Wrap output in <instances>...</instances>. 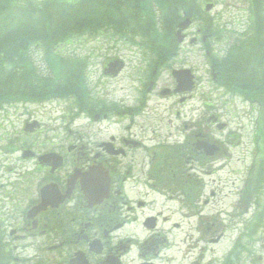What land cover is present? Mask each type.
<instances>
[{"label": "flooded vegetation", "instance_id": "af4514ba", "mask_svg": "<svg viewBox=\"0 0 264 264\" xmlns=\"http://www.w3.org/2000/svg\"><path fill=\"white\" fill-rule=\"evenodd\" d=\"M134 53L141 57L135 68L141 72L133 77L139 92L136 105L121 111L88 107V99L94 97L88 68L79 103L71 101L72 116L90 127L108 123L120 130L103 134L86 128L65 135L63 130L44 131L33 115L25 121L18 136L23 143L30 134L65 137L49 150L36 140L30 147L22 144L20 152H32V157L17 163L15 180L6 181L0 171V264H229V255L214 259L211 248L193 241L192 232L206 236L211 231L198 223L210 217L206 209L218 198L215 188L207 197L205 179L228 168L229 149L236 147L238 137L222 116L213 113L212 104L203 102L198 108L192 50L157 52L141 46ZM112 62L125 66L118 75V67L108 73L105 66L104 78L116 80L127 63L115 59L108 66ZM175 71L183 73L182 80L195 76L196 84L182 89ZM210 72L218 83L212 65ZM225 77V89L233 95L228 67ZM247 93L236 96L249 105H261ZM154 98L175 100L167 117H157L170 123L171 115L183 119L176 134L144 126L142 119ZM221 124H225L223 134L214 133ZM30 161L35 168L22 172L23 164ZM222 237L221 233L212 237L211 245H218ZM202 238L201 242L206 240ZM208 253L212 259L205 263Z\"/></svg>", "mask_w": 264, "mask_h": 264}, {"label": "rangeland", "instance_id": "374dc122", "mask_svg": "<svg viewBox=\"0 0 264 264\" xmlns=\"http://www.w3.org/2000/svg\"><path fill=\"white\" fill-rule=\"evenodd\" d=\"M214 1L217 5L212 16L220 24L223 31L226 29L231 31V33L224 31L226 38H222L223 40L210 43L213 50L222 51L227 48L231 36L246 33L250 22L248 12L250 2L249 0ZM197 30L198 27L195 26L187 32L190 39L197 34ZM140 49L137 45L127 44L118 39L112 32L103 31L94 36L89 35L85 39L77 41L73 46H63L61 50L64 52L61 54L76 55L86 59L90 65L89 83L91 92L94 94V100L88 99V107H116L121 111L136 105L138 100L139 92L134 89L137 85L134 83L133 77L141 72L135 71L141 57L134 53ZM181 49L192 50L193 52L190 60L193 62L192 65L199 77L198 108L203 107V102L215 106L216 109L213 113L222 116V121L229 124L230 132L235 133L238 137L236 147L231 146L229 149L230 165L228 168L215 178L213 176L205 179L208 184V188L205 187L207 197L210 194L209 189L215 188L218 198L215 201L213 199L214 204L206 209V214L210 217L205 218L204 216L202 217L204 218L203 221H198L204 227H210V233L207 232L206 236H202L198 231L193 230L192 234L195 237L193 241L200 242L202 248H211L214 259L224 260L238 247L237 252L240 253L238 264H264V169L260 174L261 164L264 166V136L261 135L260 139L257 137L258 135L256 136L259 109L254 105L247 104L239 96L226 93L213 83L208 68L207 49L203 48L202 44L193 48L185 45ZM115 59L126 61L127 68L120 78L116 80L105 79L103 70L105 66L108 67L110 61ZM162 82L166 83V79ZM174 102L173 99L161 102L154 98L150 103L152 109L142 119L144 126L150 127V130L155 129L162 132V134H176L175 129L180 126L183 127V119L177 121L175 116L171 115L170 118L173 121L170 123L168 119L161 121L157 117L159 114L167 117L168 109ZM57 104L55 102V105ZM49 105L44 108L43 105L39 104H27L8 109V112H0V171L1 177L6 181L17 178V163L21 157L20 147L22 146V141L18 136L24 128L25 121L30 119L29 115H33L36 120L42 122L44 131L63 130L65 135L70 134L69 131L76 133L84 131L86 128H88V132L97 130L102 133L104 130L107 132L120 130L117 127H109L108 123L101 127L97 125L90 127L84 119L73 118L70 100H63L58 106ZM224 110L227 113H224ZM126 125H123L121 129L123 130ZM213 131L214 133L217 132L214 128ZM55 135L58 134L28 136L27 142L32 143L36 140L39 145L47 146L46 150H49L52 144L55 145L62 140L63 134L58 135L60 138H55ZM166 141L170 140L167 139ZM166 147L165 149H168V146ZM39 148L42 149V147ZM34 168V163L30 161L23 164L22 172ZM259 175L261 177H258ZM257 180L259 182L262 180L261 192L257 195L261 197H259V201L255 196ZM242 192H245L244 196H241ZM261 216L262 218H260ZM257 224H259L258 227ZM194 232L196 233L194 234ZM220 233L224 236L220 243L211 245V238ZM201 237H203L202 239L206 238V240L201 242ZM207 255L205 263L212 259L209 253Z\"/></svg>", "mask_w": 264, "mask_h": 264}, {"label": "trees", "instance_id": "16d2710c", "mask_svg": "<svg viewBox=\"0 0 264 264\" xmlns=\"http://www.w3.org/2000/svg\"><path fill=\"white\" fill-rule=\"evenodd\" d=\"M205 1L0 0V111L19 102L55 98L79 103L88 63L76 55H62L61 49L89 35L107 31L125 42L140 38L150 51H173L179 46V23L191 18L205 35L224 36L216 19L205 12ZM249 2L248 29L235 34L227 67L232 85L261 101L260 138L264 136V0ZM213 64L223 85L225 59Z\"/></svg>", "mask_w": 264, "mask_h": 264}, {"label": "water", "instance_id": "95a60500", "mask_svg": "<svg viewBox=\"0 0 264 264\" xmlns=\"http://www.w3.org/2000/svg\"><path fill=\"white\" fill-rule=\"evenodd\" d=\"M213 8V5H209V6H207V10L208 11H210L211 9ZM190 25H191V20L190 19H187L186 21H184V22H182L181 24H180V30L178 31V34H177V36H178V40L180 41V42H183V40H184V38H185V36L183 35V31L184 30H187L189 27H190ZM181 74H183V73H181ZM178 76V78L180 79V82L182 83L181 84V87L183 86V87H185V88H182V89H190V87H192V82H191V79H186L185 78V81H183L182 80V77H181V75H177ZM181 89V90H182ZM182 91H184V90H182ZM26 157V156H25Z\"/></svg>", "mask_w": 264, "mask_h": 264}, {"label": "bare ground", "instance_id": "6f19581e", "mask_svg": "<svg viewBox=\"0 0 264 264\" xmlns=\"http://www.w3.org/2000/svg\"><path fill=\"white\" fill-rule=\"evenodd\" d=\"M177 34H178V30H177V32H176V39H177L178 45H179L180 47H182L181 42L178 40V36H177ZM183 35L185 36L184 33H183ZM184 39H185V38H184Z\"/></svg>", "mask_w": 264, "mask_h": 264}]
</instances>
